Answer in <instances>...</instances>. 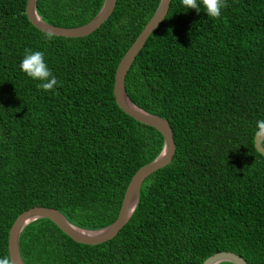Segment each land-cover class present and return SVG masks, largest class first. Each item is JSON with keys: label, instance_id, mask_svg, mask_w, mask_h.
<instances>
[{"label": "trees", "instance_id": "1", "mask_svg": "<svg viewBox=\"0 0 264 264\" xmlns=\"http://www.w3.org/2000/svg\"><path fill=\"white\" fill-rule=\"evenodd\" d=\"M103 2L36 8L47 23L75 27ZM159 2L117 0L97 29L71 38L36 28L26 0H0V264H10L8 234L22 211L53 207L75 226L102 228L132 175L160 153L161 133L113 95L117 65ZM226 4L212 19L171 0L126 73L128 97L168 120L176 147L144 179L128 222L110 240L82 244L36 219L19 237L25 264H202L223 250L264 264V156L254 146L264 120V0ZM26 49L44 53L60 82L52 90L20 71Z\"/></svg>", "mask_w": 264, "mask_h": 264}, {"label": "water", "instance_id": "2", "mask_svg": "<svg viewBox=\"0 0 264 264\" xmlns=\"http://www.w3.org/2000/svg\"><path fill=\"white\" fill-rule=\"evenodd\" d=\"M38 0H26V15L29 21L39 30L63 37H82L90 34L105 22L112 14L117 0H104L97 14L88 22L75 27H62L45 22L38 14L36 4ZM171 0H160L159 5L141 32L135 38L128 50L119 61L114 77L113 95L117 105L135 120L157 129L163 137V146L160 153L150 162L141 166L132 175L126 186L120 209L116 219L99 229H83L68 221L64 215L53 207L35 205L22 211L13 221L8 234V255L10 264H25L19 250V237L23 228L39 218H48L58 228L76 242L82 244H99L115 237L119 230L128 222L135 211L139 199V192L144 179L167 165L176 150L172 128L165 118L144 111L128 97L125 89V76L134 58L144 46L150 34L165 18ZM264 138V129H259L254 136L255 149L264 156V147L261 141ZM223 261L233 264H249L241 255L232 251H218L206 259L202 264H218Z\"/></svg>", "mask_w": 264, "mask_h": 264}, {"label": "clouds", "instance_id": "3", "mask_svg": "<svg viewBox=\"0 0 264 264\" xmlns=\"http://www.w3.org/2000/svg\"><path fill=\"white\" fill-rule=\"evenodd\" d=\"M181 3L186 10L203 11L206 13L207 18L212 19L220 18L221 10L227 6L226 0H181ZM19 69L27 77L38 81V86L44 91L52 90L60 83L46 63L42 51L26 49L19 63ZM257 124L260 129H264V120H258ZM261 144H264V140L261 141Z\"/></svg>", "mask_w": 264, "mask_h": 264}]
</instances>
